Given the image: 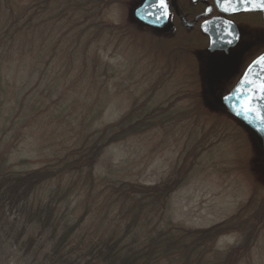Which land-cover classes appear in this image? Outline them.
I'll list each match as a JSON object with an SVG mask.
<instances>
[{
    "label": "rangeland",
    "instance_id": "obj_1",
    "mask_svg": "<svg viewBox=\"0 0 264 264\" xmlns=\"http://www.w3.org/2000/svg\"><path fill=\"white\" fill-rule=\"evenodd\" d=\"M33 1L0 0V33L11 9L24 10ZM129 1H117L102 11L99 19L109 28L89 46V66L84 77L77 79L82 89L78 91L81 100L76 98L75 110L95 119V127L101 128L117 122L136 101L139 108L146 104L138 112L140 117L151 113L150 116H158L159 122L151 130L138 125L141 132L105 147L94 165L76 178L79 185H84V196L72 195L71 208L75 207L76 214L89 208L86 205L90 203V209L100 210V215L85 219L82 227L107 228L111 213L107 217L106 212L111 210L103 207L104 197L100 199L99 192L108 181L130 180L149 189L164 187L168 179L177 180L179 186L170 196L166 195L168 203L160 205L176 224L192 230L204 229L239 212L252 213L254 219L249 220L248 227L256 226L254 233L258 238L250 256L240 264H264V151L255 134L220 105L222 95L237 84L242 66L264 50V40H246L228 57L224 53H209L207 40L199 36L164 35L147 25L149 28L135 32L134 36L126 34L120 28L128 26L135 17V8L126 4ZM38 32L41 38V30ZM28 35L18 36L16 46L11 45L10 39L0 46V111L4 110L0 113V136L9 143L2 142L0 152L11 163L19 164L16 169L33 170L43 167L53 155L40 137L39 128L33 132L23 128L25 135L14 138L22 129L17 124L11 130L13 133L4 134L12 125L7 110L18 107L20 98L36 84V76L30 78L29 71L33 65L42 68L45 63L39 62L30 50L33 35ZM21 43L23 46L19 47ZM76 51L80 54L77 62L73 61V72L80 70L83 74V54ZM94 57H99L100 65L92 60ZM52 64L57 68L69 65L62 58ZM1 86L6 87V92L1 91ZM13 87L21 90L18 98ZM34 95L38 97V91ZM34 118L41 116L33 113L28 124ZM2 130L5 131L1 133ZM11 134L12 143L7 138ZM100 219L102 224L98 223ZM149 225L154 227L152 222ZM14 237L15 233L11 235L8 226L0 223V264H34V253L26 256L25 248ZM42 240L45 238L39 240L38 246ZM241 241L239 233L226 234L219 238L215 250L221 252Z\"/></svg>",
    "mask_w": 264,
    "mask_h": 264
},
{
    "label": "trees",
    "instance_id": "obj_2",
    "mask_svg": "<svg viewBox=\"0 0 264 264\" xmlns=\"http://www.w3.org/2000/svg\"><path fill=\"white\" fill-rule=\"evenodd\" d=\"M117 1L120 0H35L24 10H10L8 22L1 28L0 46L7 39L16 46L18 36L31 33L33 40L29 48L39 62L45 63L42 68L33 65L29 71L30 78H37L34 89L20 98L18 107L7 110L12 125L1 133H13L12 128L18 124L22 129L14 138H20L26 132L23 128L32 132L39 128L40 137L53 155L43 167L26 170L16 169L19 164L11 163L0 152V223L8 226V233H15L14 240L21 242L26 256L34 253V264H240L250 256L258 238L254 233L256 226L248 227L252 213L239 212L219 225L204 229L180 226L160 207L168 203L166 195L170 196L179 186L177 180L168 179L164 187L149 189L130 180L108 181L99 192L100 199L104 197L103 207L111 210L106 212L107 217L111 213L107 228L82 227L85 219L100 215V210L90 209V203L86 205L89 208L83 209L82 200V210L76 214L75 207L71 208L72 195L84 196V185H79L76 178L94 165L105 147L138 134L141 132L138 125L151 130L159 122L158 116H150L151 113L140 117L142 114L138 112L146 104L139 108L136 101L117 122L101 128L95 127V119L79 115L75 110L76 98L81 100L78 91L82 89L77 79L84 77L89 66V46L99 41L109 28L99 18L106 7ZM138 3L139 0H130L126 4L134 9ZM144 28L149 27L133 17L128 26L120 29L134 36ZM39 30L44 38H40ZM22 46L21 43L19 47ZM76 50L83 54V74L80 70L73 72L76 68L73 61L77 62L80 54ZM58 58L69 65L55 67L52 63ZM92 60L100 65L99 57ZM33 62L36 64L37 60ZM13 89L18 98L21 90ZM1 91L6 92V87L1 86ZM35 91H38L36 98ZM35 112L41 118H34L28 124V117ZM8 136L12 143V134ZM4 138L0 136V147L2 142L9 144ZM20 163L23 167L25 161ZM99 222L103 223L101 219ZM150 222L154 227H150ZM229 233L242 235L240 244L221 252L215 250L219 238ZM41 238L45 240L38 246Z\"/></svg>",
    "mask_w": 264,
    "mask_h": 264
},
{
    "label": "water",
    "instance_id": "obj_3",
    "mask_svg": "<svg viewBox=\"0 0 264 264\" xmlns=\"http://www.w3.org/2000/svg\"><path fill=\"white\" fill-rule=\"evenodd\" d=\"M165 2L168 6L167 16L161 15L162 9L151 7L157 4L158 0H142L136 5L134 16L144 25L161 28L164 32L170 33L173 31V25L170 21V9L167 0ZM184 21L187 25H192L185 18ZM227 23L226 28H231V22ZM210 27H204L205 33L209 35L208 52L223 51L229 55L230 50L239 43V32L236 31V34L232 36H220L214 33V28L218 27L217 23L211 24ZM261 57H264V53L248 66L238 83L228 93L222 95L220 105L255 134L261 149L264 151V121L259 118L261 114H264V99L260 98L259 93V85L264 81V65L259 63ZM250 97H255L251 105H249ZM249 106L257 111H246L245 109Z\"/></svg>",
    "mask_w": 264,
    "mask_h": 264
},
{
    "label": "flooded vegetation",
    "instance_id": "obj_4",
    "mask_svg": "<svg viewBox=\"0 0 264 264\" xmlns=\"http://www.w3.org/2000/svg\"><path fill=\"white\" fill-rule=\"evenodd\" d=\"M253 2H259V0H253ZM170 9V21L173 25V31L170 33L164 32L161 28H156L162 31L164 35L179 34L199 36L207 40V51L209 35L205 33L204 27L211 28V24L217 23L218 27L214 28V33L220 36L235 35L236 31L239 32V43L230 50L236 49L246 40H264V10H246L251 5H237L235 0L231 4L227 0H167ZM225 8H235V11ZM184 18L188 23H192L191 26L187 25ZM230 23V27L226 28V25ZM218 53H224L223 51H217ZM216 53V52H215ZM264 50L260 51L255 57H253L246 65L240 69V76L236 83L245 73L248 66L261 54ZM227 55L228 57L230 56Z\"/></svg>",
    "mask_w": 264,
    "mask_h": 264
},
{
    "label": "snow or ice",
    "instance_id": "obj_5",
    "mask_svg": "<svg viewBox=\"0 0 264 264\" xmlns=\"http://www.w3.org/2000/svg\"><path fill=\"white\" fill-rule=\"evenodd\" d=\"M227 2L229 4H231L233 2V0H227ZM235 3L238 6L241 5V4H244V5L250 4L251 7L246 9V10H249V11L256 10V9L264 10V0H259V2H253V0H235ZM151 7H156V8L162 9L163 10L162 13H161L162 16H167L168 15V12H167V7L168 6H167L165 0H158V3L155 4V5H152ZM224 10L225 11H228V10L235 11L236 9L235 8H232V9L225 8ZM149 14L151 15L152 13H149ZM259 63L264 65V57L260 58ZM259 93H260V98L264 99V81H262L261 84L259 85ZM253 99H255V97H250L249 105H251V102H252ZM245 110L248 111V112L257 111L256 109H254V108H252L250 106L247 107ZM259 118L262 121H264V114H261Z\"/></svg>",
    "mask_w": 264,
    "mask_h": 264
}]
</instances>
